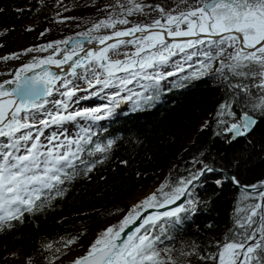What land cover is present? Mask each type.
<instances>
[{"label":"trees","instance_id":"trees-1","mask_svg":"<svg viewBox=\"0 0 264 264\" xmlns=\"http://www.w3.org/2000/svg\"><path fill=\"white\" fill-rule=\"evenodd\" d=\"M131 6L129 0H0V38L11 26L35 20L43 35L51 33L57 40L69 42L95 29L101 20L120 19ZM217 69L210 68L198 78L192 75L198 70L188 69L169 79L168 85L159 81L158 87L147 80L136 91L126 86L118 91L115 106V93L105 99L98 113L104 119L94 121L81 133L90 131L92 144L84 145L80 159L102 162L86 172V166L77 161L78 174L58 186L64 190L62 195L44 190L43 208L25 211L20 221L11 222L13 227L0 231V264H10V254L16 252L23 254L24 264H55L78 241L85 240L96 223L123 209L133 191L167 182L164 191L171 192L180 178L204 165L226 170L247 185L264 182V111L234 102L236 90L229 85L240 78L233 77L227 68L223 74ZM251 91L255 96L262 94L255 87ZM225 103L234 115L229 116L227 109L218 115ZM105 106L111 108L110 113ZM244 112L258 121L248 135L232 139L227 128L239 122ZM108 140L114 141L109 150L88 154L95 144L106 145ZM217 180L222 184L217 185ZM156 195L162 202L163 195L159 191ZM190 200L194 208L187 203ZM256 203H264L258 193L237 187L224 173H207L189 189L182 204L190 210L180 214V223H163V234L156 229L160 235L157 250L163 258L170 254L177 264H211L210 259L200 256L216 252L217 243L223 244L225 237L238 229L236 221ZM132 208L130 205L126 210ZM254 219L258 222L259 216ZM69 239L75 243L67 244ZM189 252L193 254L181 255Z\"/></svg>","mask_w":264,"mask_h":264},{"label":"snow or ice","instance_id":"snow-or-ice-1","mask_svg":"<svg viewBox=\"0 0 264 264\" xmlns=\"http://www.w3.org/2000/svg\"><path fill=\"white\" fill-rule=\"evenodd\" d=\"M182 2L187 3V0ZM129 3L132 5L126 10L129 15L133 11L142 12L145 7L135 3V0H129ZM120 7L123 8V5L121 4ZM154 10L161 13V19L154 20L150 25H134L127 30L114 31L112 36L96 37L95 39H98L101 44L113 37L118 39L116 44H108L96 52L88 50L85 56L74 60L71 65L72 76H77L76 69L83 68L87 72L95 64L99 69H103L104 76L101 79V73L93 69L95 84L103 85L104 88L109 87L113 80L117 79L121 85L126 86L140 76H143L144 80L153 81L158 87L159 81L165 78V74L161 72L148 74L147 69L166 65L172 56L185 53L186 49L194 48L196 45L207 43L209 50L203 52L207 63L201 61L200 69L192 75L198 78L206 74L211 68L212 61L231 48L232 51L228 54L230 63L226 64L221 60L217 72L223 74V70L227 68L233 77L240 78L238 83L229 85L236 90L233 96L234 102L243 103L253 110L264 111V0H198L197 5H189L186 10L176 14L171 11L165 12L164 8L159 6ZM116 23L127 24L129 21L127 19L113 20L110 17L101 20L94 25V28L99 29L102 26L114 28ZM137 32L146 34L137 41L136 52L132 54V57L124 61L111 60L108 56L109 50H115L125 43H132L119 38L132 36ZM201 34H205L206 40L201 38ZM80 35L87 36V33ZM166 37L174 38V42L168 43ZM175 38L188 39L175 42ZM88 42L91 43V40ZM55 43L67 44L68 42ZM47 47L51 48L52 44ZM213 47L217 49L215 56L211 51ZM77 48L80 52L85 51L81 41H76L73 50L66 53L62 60L49 56L38 63L25 64L15 73L13 79L0 83V138H2L0 139V231L13 227L11 222L20 221L25 211L33 212L43 208L44 190L49 192L55 190L56 195H62L64 190L58 186L63 185L65 180L72 179L73 174H78L77 161L86 166V172H91L95 163L102 162L89 163L80 159V154L85 151L84 145L92 144V133L87 130L76 139L65 136L63 140L53 132L47 137V144L41 142L44 129L51 125H61L66 121L75 120L76 117H87L94 121L104 119L103 116L98 115L101 111L99 108L85 109L67 115L59 110V108L67 110L69 106L67 101H71L76 96L78 89L71 86V80L61 79L48 71L27 75L41 65L55 64L59 67L73 60V56H77ZM150 49L155 51L149 52ZM56 51L60 49L57 48ZM185 55L187 59H191V55L187 53ZM9 58L18 57H4V59ZM84 61H88V64L86 65ZM179 70L183 71L182 68ZM120 72L126 73L127 76L118 77L116 74ZM174 74L168 72L167 76ZM84 79L89 88L94 86L93 80L88 79L87 75ZM58 80L61 82L60 86L66 89L60 92L66 100L50 101L48 98L53 95L55 82ZM245 81H252V83L248 84ZM5 85H12V87H5ZM252 87L260 90L262 94L255 96L251 91ZM117 96H119L118 92L112 98L113 106L116 105ZM49 103L57 106L55 113L46 108ZM225 109L228 110L229 116L234 115L230 104L227 103L220 105L218 115H223ZM105 111L110 113L111 108L105 106ZM256 123L252 115L244 112L239 122L232 123L227 131L234 134L233 138L245 136L252 131ZM33 129L37 132L35 136ZM113 143V140H108L106 145L97 143L94 151L89 149L88 154L104 153ZM214 171L219 170L204 165L188 177L180 178L171 192L164 191L169 186L167 182L162 184L158 190L163 195L162 202L153 193L134 205L118 226H109L100 232L89 245L86 254L76 258L72 264H177L170 254L163 258L161 252L157 250L160 235L156 234V229L159 228L160 234H163L165 232L163 223H180V214L194 208V201L187 202L190 208H185L182 204L169 211L156 212L144 217L142 223L125 234L126 238L122 239L121 234L129 225L141 218L139 212L141 208H162L167 204L175 203L186 194L189 185L200 180L206 172ZM231 179L237 182L235 177ZM215 183L220 185L222 181L217 180ZM252 187L253 189L262 188L258 196L264 202V182ZM51 198L54 197L49 199ZM257 216H259L258 222L254 219ZM236 224L238 229L231 231L230 235L225 237L223 244L217 243L216 252L200 256V259H210L213 264H264V203L250 205L248 213L238 219ZM66 243L70 245L75 243V240L69 239ZM47 247L50 248L51 245ZM192 254L189 252L181 255Z\"/></svg>","mask_w":264,"mask_h":264},{"label":"rangeland","instance_id":"rangeland-1","mask_svg":"<svg viewBox=\"0 0 264 264\" xmlns=\"http://www.w3.org/2000/svg\"><path fill=\"white\" fill-rule=\"evenodd\" d=\"M198 0H187V3L182 2V0H136L135 3H139L144 5L143 11H133L131 15L128 13L126 15L120 16V19H127L129 23L127 24H120L116 23L114 28L111 27H103L99 30L91 29L87 32V37H90L91 44L100 43L96 37H104V36H112L114 31H123L132 28L134 25H150L156 19H161V13L158 10H154L157 6L164 8L165 12L171 11L173 14H176L180 11L186 10L189 5L195 6L197 5ZM37 23L35 20L25 21L21 27L11 26L7 32L5 33L3 39L0 38V76L2 75H10L13 72L16 73L18 70L23 68L25 64H29L32 62L38 63L40 60L47 59L49 56H52L53 59H57V51L56 49L59 48L60 50H66V53H70L73 50V47L68 48L67 44H56L55 42L59 41L56 38V35H52L51 33L42 34L38 29H36ZM183 27V26H182ZM145 35V34H144ZM83 36V35H80ZM143 35H135L125 41H132V43H125L119 45V47L115 50H109L108 56L111 60H121L124 61L129 57H132V54L136 52V43L142 38ZM43 37H47L44 39ZM79 37V36H76ZM54 38V39H53ZM74 38V37H73ZM116 38V37H113ZM202 39L203 38L201 37ZM214 39H217L214 38ZM70 41V40H69ZM94 41V42H93ZM182 40L175 39V42H180ZM115 42H110L108 44H116ZM168 43H173L174 39L167 40ZM52 44L51 48L47 46ZM108 44L103 46L105 48ZM83 48H85L86 44H82ZM44 50H41V49ZM100 48V49H102ZM31 49V51H28ZM99 49V50H100ZM98 50V51H99ZM207 43L205 45H196L194 48L186 49L185 53L187 55H191V59H187L185 53H178L175 56H172L169 62L166 65H161L154 69H147L146 72L148 74H154L156 72H161L165 74V78L160 80L161 83L168 85L169 79H172L173 76L176 74H182L184 72H188V69L193 70V72L200 69V62L205 60L203 55L204 51H208ZM77 53H79V49H76ZM155 51L154 49H150L149 52ZM212 55H216L217 49L213 47L211 49ZM232 49L228 48L222 56L216 57L211 63L212 69H217L220 67V61L223 60L226 64L230 63L229 60V52ZM144 55V54H142ZM16 56L18 58H9L4 59V57H13ZM86 65L88 61L84 62ZM183 69L180 71L179 69ZM93 69L95 71H99L101 73V79L104 78L103 76V69H99L98 65H93L92 69H89L87 72L83 68H79L77 70L76 80L72 79V86H74L77 90L76 96L72 98L71 101L68 102L67 110L63 108H59V110L64 114L67 115L68 113H74L77 111L85 110L86 108H99L100 104L97 98L107 99L111 98L113 93L118 92L119 90L123 89L126 86H129L136 91L146 84V81L143 79V76L137 77L135 80L132 81L131 84L123 86L119 83V80H113V83L104 88L103 85H96L95 80L93 78ZM138 70V69H137ZM168 72L175 73L173 76H167ZM13 75V74H12ZM87 75L88 79L93 80V87L89 88L84 76ZM118 77H125L127 76L126 73L120 72L116 74ZM130 78V77H129ZM58 89V90H57ZM63 87L56 88L53 94L60 96L61 99L59 100H66L65 97L60 95V92L65 91ZM52 99V96L51 98ZM86 100V101H84ZM99 106V107H98ZM57 108H55L52 112L55 113ZM71 123V126H62V127H49L44 129V135L41 136V142L43 144H47V137L50 136L53 132L57 133L61 140L67 136L69 139H74L79 137L82 133V130L87 127V120L85 117H76L73 121H67ZM79 125V129L76 131V125ZM92 124V122H91ZM81 127V128H80ZM37 134V133H36ZM35 136V134H34ZM161 183H158L156 186L149 188L145 191L136 190L133 191L127 197V205L123 207V209H117L114 213L110 214L109 217L106 219L96 223L94 225L93 230L89 231L86 235V239L83 241H78L75 244L74 249H71L67 252V254L59 258L55 261V264H72V262L86 254L89 245L97 238L98 234L105 230L109 226H113L116 223H119L127 214L128 211L126 210L128 206L136 205L140 201L144 200L150 194L157 193L160 189ZM148 209V208H146ZM145 209V210H146ZM144 210V211H145ZM142 214V213H140ZM10 264H24L25 257L22 253L16 252L10 254L9 258ZM210 263L213 264V261L210 260Z\"/></svg>","mask_w":264,"mask_h":264},{"label":"water","instance_id":"water-1","mask_svg":"<svg viewBox=\"0 0 264 264\" xmlns=\"http://www.w3.org/2000/svg\"><path fill=\"white\" fill-rule=\"evenodd\" d=\"M144 34H146V33H139V32H137V33H134L132 36H135V35H144ZM132 36H126V37H122V38H119V39L127 40V39L131 38ZM201 37L206 38L205 34H201ZM212 38L214 39V38H216V37H212ZM117 39H118V38H113V39H111V40L105 41L104 44H101V43L91 44V43L88 42V40H91L90 37H87V36L74 37V38H72V39L68 42L67 47H68V48H71V47H73V46L75 45V42H76V41H81V43H82L83 45L86 44V46H85V48H84V50H85L84 52H79V53H77V56H73V60H70V61H68L67 63L62 64V65H60L59 67H58L57 65H55V64L41 65L40 67L34 68L31 72L27 73V75L31 76V75H35V74H37V73H40V72H42V71H48V72H50V73H53V74H55V75L61 77V79H63L68 73H70V72L72 71V70H71V65H72V63H73L74 60H76V59H78V58H80V57L85 56V54H86V52H87L88 50H92V51L96 52V51H98L100 48H102L103 46H105L106 44H108V43H110V42H115V41H117ZM170 39H174V38H172V37H166V40H170ZM175 39L184 40V39H188V38H175ZM191 39H195V37H191ZM84 62H86V61H84ZM77 70H78V69H77ZM58 82H59V80L55 82V87H54V89L57 88L56 84H57ZM59 83H61V82H59ZM5 87H12V85H5ZM49 98H51V97H49ZM49 98H48V99H49ZM241 118H242V117H241ZM253 118H254L256 121H258V119H257L256 117L253 116ZM255 125H256V124H255ZM255 125H254V127H255ZM254 127H253V128H254ZM252 130H253V129H252ZM228 133H229V132H228ZM249 133H250V132H249ZM249 133H248V134H249ZM230 134H231V136H232V139H237V138H239V137H235V138H233V135H234V134H233V133H230ZM248 134H247V135H248ZM245 136H246V135H245ZM240 137H244V136H240ZM0 139H2V138H0ZM208 166H211V165H208ZM211 167H213V166H211ZM213 168H215V167H213ZM215 169H218V168H215ZM218 170H219V171H214V172L217 173V174L224 173L226 176H228V177L230 178V180H231L234 184H236L237 187L243 189L244 191L251 192V193H259V191L262 190V188H260V187H258V188H256V189H253V187H252L253 185H247V184H244V183H242V182H240V181H237V177H236L234 174H232V173H230V172H228V171H226V170H221V169H218ZM207 173H208V172H206L205 174H207ZM205 174L200 178V180H198V181H194L192 185H189V186H188V191H189V189H191L194 185H196L198 182L202 181L203 178H204V176H205ZM231 177H235L237 182H234V181L231 179ZM188 191L186 192L185 195L181 196L180 199L177 200V201H175V203H173V204H167V205H165V206L162 207V208H160V207H158V208H154V207H152V208H148V209H146L145 211H143L142 214H140V217H141V218H140V219H137L136 222H135L134 224L129 225V227L125 229L124 233L121 234V238H122V239H123V238H126L125 234H127V233H129L130 231L134 230V229H135L140 223H142L144 217L150 216V215H152L153 213H156V212H166V211H169V210H171V209H173V208H176V207L180 206L182 203H184V202L187 200V197H188Z\"/></svg>","mask_w":264,"mask_h":264},{"label":"bare ground","instance_id":"bare-ground-1","mask_svg":"<svg viewBox=\"0 0 264 264\" xmlns=\"http://www.w3.org/2000/svg\"><path fill=\"white\" fill-rule=\"evenodd\" d=\"M94 42V41H93ZM66 54V50H60V51H58V53H57V59H59V60H62L63 58H64V55ZM79 69V68H78ZM72 72V71H71ZM71 72L70 73H68L63 79H69V80H71V81H73L72 79H74V80H76V76L74 77V76H72V74H71ZM76 72H77V69H76ZM78 75V74H77ZM14 75H12L11 74V76L10 77H13ZM4 80H9L7 77H6V75H2V76H0V83H2ZM60 82V81H59ZM57 83L56 84V86H57V88H59L60 87V83ZM72 86V85H71ZM53 92H55V91H53ZM59 99H61L60 98V96H57V95H55V94H53L52 95V99H50L49 98V100L50 101H54V100H59ZM46 108L49 110V111H53L55 108H57V106H55V105H53L52 103H49L48 105H46ZM62 126H71V123L69 122H64L63 123V125Z\"/></svg>","mask_w":264,"mask_h":264}]
</instances>
